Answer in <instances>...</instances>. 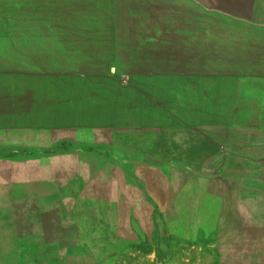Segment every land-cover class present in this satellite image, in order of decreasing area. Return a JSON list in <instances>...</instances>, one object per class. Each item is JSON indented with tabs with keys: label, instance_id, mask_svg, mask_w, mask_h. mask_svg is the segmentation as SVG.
Here are the masks:
<instances>
[{
	"label": "rangeland",
	"instance_id": "obj_1",
	"mask_svg": "<svg viewBox=\"0 0 264 264\" xmlns=\"http://www.w3.org/2000/svg\"><path fill=\"white\" fill-rule=\"evenodd\" d=\"M121 1L125 19L144 14ZM166 2L210 16L255 71L264 0ZM113 9L0 0V34L47 31V67L0 65V264H264V145L227 128L231 88L192 73L218 56L115 36ZM247 98V124L264 122L262 79Z\"/></svg>",
	"mask_w": 264,
	"mask_h": 264
},
{
	"label": "water",
	"instance_id": "obj_2",
	"mask_svg": "<svg viewBox=\"0 0 264 264\" xmlns=\"http://www.w3.org/2000/svg\"><path fill=\"white\" fill-rule=\"evenodd\" d=\"M247 2L252 4L254 0H247ZM112 3L114 4V9L110 11V30L113 35L116 36L122 30H130L132 32L131 38L133 36L132 43L144 42L145 40L148 41L147 43H164L166 41H174L175 44L192 43V45H204L211 53L218 56L211 64L193 68L192 73L203 77L212 84L218 82L227 84L231 88V103L227 113L229 124L227 128L230 131L235 130L236 133L242 136H250L264 145V122L260 120L257 124L249 126L246 119L250 109L247 105V97L249 96L251 84L255 82L256 78L262 79L264 83V55L258 62L257 68L255 67V71L248 66H239L233 52L225 48V36L216 34L213 31L210 33V30H212V26L208 22L210 16L196 10L195 6H192L195 12L190 18L184 16L157 18V11L160 12L171 5L166 0H150L148 11L151 14L148 13L140 19L134 18L128 20V18L125 19L119 13L122 1L112 0ZM242 17L243 20H252L247 15H243ZM188 24L192 25V27L188 28ZM239 44L241 43H235L236 46ZM176 49L169 50L175 52ZM130 56L132 57V54ZM166 72L168 74H183L173 64H170L166 68ZM194 130L198 132L196 127ZM223 133L224 129L215 130L209 141L217 144L222 138Z\"/></svg>",
	"mask_w": 264,
	"mask_h": 264
},
{
	"label": "crops",
	"instance_id": "obj_3",
	"mask_svg": "<svg viewBox=\"0 0 264 264\" xmlns=\"http://www.w3.org/2000/svg\"><path fill=\"white\" fill-rule=\"evenodd\" d=\"M38 32L39 34L31 30H9L0 34V65L47 67V31ZM34 37L37 39H33ZM34 41L41 45L34 47ZM17 42L24 44L19 45ZM28 42L31 44L28 45Z\"/></svg>",
	"mask_w": 264,
	"mask_h": 264
},
{
	"label": "trees",
	"instance_id": "obj_4",
	"mask_svg": "<svg viewBox=\"0 0 264 264\" xmlns=\"http://www.w3.org/2000/svg\"><path fill=\"white\" fill-rule=\"evenodd\" d=\"M149 1L150 0H146V4H144V5H142V7H143V13L144 14H141V16H139L140 18H142L143 16H146L148 13L149 14H151V12L150 11H148V6L150 5V3H149ZM171 9H172V7H166V8H164L163 10H161L160 12H158L157 11V14H156V17L157 18H159V17H161V18H163V17H166V16H169V15H167V14H171ZM178 16H184V17H186V15L184 14V13H179V15ZM137 18V17H136ZM139 18V19H140ZM109 23H110V27H111V20L109 21ZM213 29V28H212ZM214 31V30H213Z\"/></svg>",
	"mask_w": 264,
	"mask_h": 264
}]
</instances>
